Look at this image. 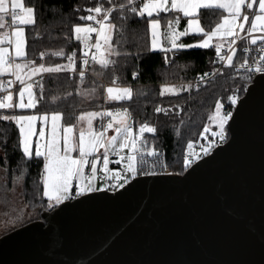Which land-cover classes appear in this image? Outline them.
<instances>
[{
	"label": "snow or ice",
	"instance_id": "obj_1",
	"mask_svg": "<svg viewBox=\"0 0 264 264\" xmlns=\"http://www.w3.org/2000/svg\"><path fill=\"white\" fill-rule=\"evenodd\" d=\"M49 8L52 6H48ZM203 9L222 10L223 15L219 22L210 30H206L200 22V14ZM11 10V20L14 27L9 32L0 31V74H7L10 79L7 81L0 79V88L4 89L6 95L0 96V109H29L35 108L39 98L35 96L34 88L38 87L40 95L44 94V84L42 83V73H60L70 71L78 73L80 83L83 84L86 73L91 71L94 75L103 76L106 72L112 75L111 84L104 89L106 100L131 101L134 95L130 86H120V76L116 75L121 65V58L134 56L137 60L145 52L160 50L164 53L165 63H171L176 53L184 49L195 47H214L218 61L232 69L237 76H241L240 70H244L241 78L245 81L242 85L228 96L232 105L240 101L239 91L246 90V85L253 80V74L264 75V0H141L139 5L135 0H107L105 3H97L95 7L88 9L90 15L81 17L86 23H77L71 26L69 33H65L68 39H75L83 45V55L79 57L81 63L77 65V54L75 51L67 55V63L46 66L44 63L37 65L34 60L28 59L25 50L26 38L25 29L19 25H32L33 30L40 35L38 24L37 7L35 5L25 7L21 0H0V28L7 27L5 17ZM249 10L251 15H249ZM175 14L172 19L166 21L162 31L160 13ZM113 13H117L122 22L119 26L112 22ZM141 17L146 19V35L150 37V42L143 46L138 45L136 52L122 50L124 45L129 43L128 21L130 17ZM187 19V24L180 30L178 25L181 19ZM17 22L19 24L17 25ZM95 33V43L91 42L92 34ZM189 34L200 35L202 38L194 43L185 44L180 41L181 37ZM237 41H247L242 48L243 58L239 61L234 57L237 53ZM259 46L253 49L252 46ZM7 45V46H5ZM227 48V54H222V49ZM253 50L256 56H249ZM47 53L41 52L43 58ZM57 57H63L65 52L59 49L53 53ZM215 64L216 61H211ZM100 66L97 71L95 65ZM223 73L224 68H213L211 73L205 72L199 75L200 82L207 83L209 76H215L217 72ZM39 75V79L33 81L32 77ZM133 77H138V72L133 71ZM90 89H79L76 91L83 98H92L96 93L95 81ZM13 84H18V92L13 89ZM191 83L187 85L162 84L159 95L166 93L178 95L181 92L190 90ZM198 89L200 83H196ZM14 92L18 95V101H14ZM143 94L141 91L138 93ZM27 96V102H25ZM71 96V93H64L63 96H52L51 100L60 102L63 97ZM173 110L183 111L180 104L172 106ZM224 105L217 100L215 110L209 120L218 127V131H212V136L218 137L220 143L227 140V125L233 116L231 111H224ZM156 113L169 114L168 108L156 106ZM174 114V113H173ZM51 117L50 132H46ZM63 113L53 111L37 115H3L0 120L14 122L18 126V140L16 148L21 150L22 156L28 160L33 158L42 159V168L38 173V182L31 193L25 189V195L30 199L25 207H37L34 203L37 197L41 201L46 198L48 210L57 209L65 201L75 199L101 188L111 187L115 190L117 185L123 188L130 179L141 174H149L144 171L146 167L156 169L157 167L166 169L168 165L163 160V152L155 147H150L144 133H156L157 128L148 122L139 124L138 129H134L132 114L128 108L107 109L104 111L81 112L76 117V124H62ZM101 118L99 128H95L93 121ZM108 117L107 123L103 118ZM43 121L42 127L38 131L40 140L33 141V136L37 134L35 122ZM183 123V121H181ZM112 129L113 135H106ZM210 129L204 126L203 136ZM177 135L179 130L177 129ZM7 128L4 130L3 143L5 149L8 142ZM198 143V142H195ZM217 145V140L209 139L205 144H199L200 151L194 149V141L187 142V148L182 158V170L187 171L196 161L201 160L203 154L207 156ZM103 152H100V149ZM128 151L121 155L123 150ZM115 152L119 156L118 163L123 164V168H109L110 153ZM74 153H76L74 155ZM148 157L154 158L149 160ZM0 159L8 161V153L5 151L0 155ZM102 161L103 177L113 181L112 184L103 183L98 188L95 181L98 176V162ZM86 166L90 170L85 172ZM18 167V166H17ZM21 170L16 175V169L10 163L0 166L3 179L0 185L5 189L4 195L15 193L18 186L24 180V172ZM11 174V175H10ZM155 174V173H152ZM75 181V184H74ZM42 185V190H41ZM43 208L42 202L38 205ZM7 215V212L5 213ZM12 220L11 224L15 225Z\"/></svg>",
	"mask_w": 264,
	"mask_h": 264
},
{
	"label": "water",
	"instance_id": "obj_2",
	"mask_svg": "<svg viewBox=\"0 0 264 264\" xmlns=\"http://www.w3.org/2000/svg\"><path fill=\"white\" fill-rule=\"evenodd\" d=\"M184 173L65 201L0 237V264H264V75Z\"/></svg>",
	"mask_w": 264,
	"mask_h": 264
},
{
	"label": "trees",
	"instance_id": "obj_3",
	"mask_svg": "<svg viewBox=\"0 0 264 264\" xmlns=\"http://www.w3.org/2000/svg\"><path fill=\"white\" fill-rule=\"evenodd\" d=\"M25 7L35 5L37 7L38 24L35 26L40 31V35L33 30L32 25H25V50L29 60H34L37 65L44 63L46 66L67 63V55L73 51L77 54V65L81 61L79 57L83 55V45L72 36L68 39L65 33H69L72 25L85 23L81 17L90 15L88 9L96 6L97 3H105L107 0H22ZM125 2V0H119ZM52 6V7H48ZM173 14L172 16H174ZM223 15L222 10L203 9L200 14V22L206 30H210L219 22ZM171 16L169 13H160V19L167 21ZM112 22L119 26L122 22L117 13H113ZM127 37L129 43L124 45L122 50L136 52L137 46H143L150 42V37L146 35V19L141 17H130L128 21ZM202 38L200 35L191 34L185 36L182 42L192 43ZM63 49L65 55L57 57L53 53ZM235 60H240V51ZM47 54L41 58L40 53ZM171 63H165L164 53L160 50L154 52H145L137 60L134 56L121 58V65L116 75L121 79L119 84H136L131 86L137 95H134L131 101H112V105L126 106L135 115L136 123L148 122L156 126L157 132L153 138L156 147L164 151L168 164L172 169L180 173L182 170V158L185 147L189 140H196L203 129L205 123L211 124L209 116L215 110V102L219 100L224 105V111L233 112L235 105L228 100L236 88L245 85L241 76L227 68L223 73L203 83L197 89L193 87L191 94L188 91L181 92L178 95L166 93L159 95L162 84L185 85L183 81L191 80L207 71H212L215 67L211 61H214L215 48H190L181 50L172 56ZM97 71L100 66L95 65ZM91 69V65H90ZM133 71L138 72V77L134 78ZM111 82L112 75L106 72L100 76ZM95 81L96 93L92 98H83L76 91L77 88L90 89L93 87L92 81ZM42 83L44 84V94L40 95L38 87L34 88L35 96L39 98L35 108L29 109H0V116L19 115L25 113H52L60 111L63 113V124H77L76 117L81 112L99 111L104 94V84L97 78L86 76L83 84L80 83V77L71 78L67 71L60 73H45ZM248 84L246 85V89ZM143 92L142 95L138 94ZM246 90L239 91V97L245 94ZM18 92V90H17ZM64 93H71V96L63 97L60 102L51 100L52 96H63ZM18 97V95H17ZM180 104L183 111L173 110L172 106ZM156 106L168 108L169 114L156 113ZM174 113V114H173ZM183 121V123H181ZM210 127V126H209ZM7 128L8 142L5 149L3 143H0V155L5 151L8 153V161L0 159V166L10 163L12 168L16 169L15 174L19 175L21 170L24 172V180L21 186H18L15 193H10L7 198L4 195L5 189L0 185V237L30 222L42 220L44 212L48 211L46 207V198L43 201L36 198L34 203L37 207L24 205L30 199L25 195V189L31 193L38 182V173L42 168V159L28 160L22 156L21 150L16 148L18 140V126L14 122L0 120V141L4 139V130ZM214 130L218 127L213 126ZM177 129L179 135H177ZM211 131L209 130V133ZM230 136L227 125V140ZM217 144L219 143L218 137ZM18 166V167H17ZM11 175V174H10ZM3 179V173L0 172V180ZM42 190V185H41ZM44 203V207L38 205ZM7 212V215L5 213ZM15 220V225L11 221Z\"/></svg>",
	"mask_w": 264,
	"mask_h": 264
},
{
	"label": "built area",
	"instance_id": "obj_4",
	"mask_svg": "<svg viewBox=\"0 0 264 264\" xmlns=\"http://www.w3.org/2000/svg\"><path fill=\"white\" fill-rule=\"evenodd\" d=\"M135 2H136L137 5H139V4L141 3V0H135ZM83 21H84V20H83ZM84 22H88V21H84ZM18 24H19V22H17V25H18ZM19 26H20V25H19ZM13 27H14V25H13V22H12V20H11V10H10L9 13H8L7 27L5 28V32H9V31H11V29H12ZM95 36H96V34L93 33V34H92V38H91V42H92L93 44L95 43ZM246 44H247V41H237V53H236V56L238 55V52H239L241 46H242V48H243ZM258 46H259V42H258V44H257L256 46H252V47H253V49H255V48H257ZM241 50H242V49H241ZM240 52H241L240 55H241V59H242V58H243V53H242V51H240ZM222 54H227V48L222 49ZM256 55H257V53H256L255 50H253L252 52L249 53V56H250V57H252V56H256ZM236 56L234 57V59L236 58ZM214 61H216V63L214 64L215 68L220 69V68L223 67L224 70H226V69L228 68L226 65H223L220 61H218L217 56H216V52H215ZM238 61H239V60H238ZM240 71H241V72H244V70H240ZM207 72L211 73V71H207ZM67 73L70 74L71 78H74L75 76H79L78 73H73V72H70V71H67ZM44 74H45V73H42V74H40V75L43 76ZM219 74H221V72L218 71V72L216 73L215 76H209V77H208V80H210V79H212V78L218 76ZM256 75H257V74H253V79H254V77H255ZM86 76H92V77H95V78L99 79V80L104 84V89H105L107 86H109V85L111 84L110 81H108V80H106V79H104V78H102V77H100V76L94 75V74L92 73L91 69H90V66H89V71L86 73ZM198 77H199V76H197V77L194 78V79L184 81L183 83H184L185 85L191 83V84L193 85V87L195 86L196 83H200V85L203 84V82H200V81H199ZM10 78H11V77H9V76L7 75V76H4V77L2 78V80L7 81V80L10 79ZM38 79H39V75L36 76V77H32V80H33V81L38 80ZM252 81H253V80H252ZM251 83H252V82H251ZM251 83H248V86H249V84H251ZM119 85H120V86H130V87H131V86H134V85H136V84L134 83V84H130V85H126V84H119ZM18 87H19L18 84H13V89L18 90ZM193 87H192L190 90H188L189 94H191V91H192ZM3 95H6V92H5L4 89L0 88V96H3ZM104 96H105V92H104V94H103V99H102V102H101L100 111H104V110H107V109L115 110V109L128 108V107H126V106H116V105H112V101H113V100H106V99L104 98ZM128 109H129V108H128ZM129 111L131 112L130 109H129ZM131 114H132V121H131V122L134 124V129H138L140 123H136L135 115H134L132 112H131ZM108 119H109L108 117H104V118H103V122L106 124ZM100 124H101V118H100V117H97L95 128L98 129L99 126H100ZM150 125H152V124H150ZM205 125H207V126L209 127V124L205 123ZM205 125H204V126H205ZM209 129H210V127H209ZM201 132H204V127H203V129L201 130ZM201 132H200V133H201ZM108 133H110V134L112 135L113 131L109 129V130H108ZM108 133H107L106 135H108ZM155 135H156V133H148V132H145V133H144V137L148 140V142H149V146H150V147L158 148V147H156V146L154 145V143H153V141H152L153 138L155 137ZM209 139L217 140L216 137L212 136V133H211V132L209 133V131L206 132L203 136L199 135L198 138H197L196 140H193V141H194V149H195V151L199 152V151H200L199 144H205V145H206V143H207V141H208ZM195 142H198V143H195ZM218 144H219V143H218ZM186 148H187V145H186V147H185L184 153H185V151H186ZM158 149H160V148H158ZM160 150H161V149H160ZM161 151L163 152V157H162V158H163L164 162L168 165V167H167L166 169H164V168H160V167H157L156 169H151V168L146 167V168L144 169V171L147 172V173H149V174H141V175H138V176H151V175H161V174H170V173H176V172H178V171H175L174 169H172V168L170 167V165H169L168 162H167L166 155H165L164 151H163V150H161ZM100 152L102 153V152H103V149H101ZM124 153H125V151H122V152H121V155H123ZM202 157H203V156H202ZM148 159L151 161V160H153L154 158H152V157H148ZM118 161H119V156H117L115 152L110 153V156H109V168H113V169H116V168H123L124 165L118 163ZM101 162H102V161L98 162V177H99L101 180H105L107 183L112 184L113 181H111L110 179H105V178L103 177V172H100V165H101ZM89 171H90V170H89L88 167L86 166V168H85V172H86V174H87ZM152 173H155V174H152ZM130 180H131V179H130ZM74 184H75V181H74ZM104 189H107V190H109V191H116L117 189H119V187H118V185H117V187H116L115 190H112L111 187L104 188Z\"/></svg>",
	"mask_w": 264,
	"mask_h": 264
},
{
	"label": "rangeland",
	"instance_id": "obj_5",
	"mask_svg": "<svg viewBox=\"0 0 264 264\" xmlns=\"http://www.w3.org/2000/svg\"><path fill=\"white\" fill-rule=\"evenodd\" d=\"M249 15H251V11L249 10ZM186 18H184V19H181V20H185ZM86 23V22H85ZM165 25H166V22H164V21H162L161 20V28H162V31H163V29H164V27H165ZM202 25V24H201ZM20 26H22V27H24V29H25V25H20ZM185 26H183V24L181 23V21H180V24L178 25V28L180 29V30H183V28H184ZM180 41L182 42V40H181V38H180ZM195 42V41H194ZM194 42H192V43H194ZM5 46H7V45H5ZM26 46V45H25ZM0 79H2V78H0ZM184 82V81H183ZM183 82H181V83H183ZM17 94H16V92H14V97H13V99H14V101H18V99H19V97H17L16 96ZM25 99H27V96H25ZM25 102H27V100H25ZM44 114V113H43ZM19 115H37V116H40V115H42V114H39V113H35V112H33V113H25V114H19ZM96 119V118H95ZM94 119V121H93V125H94V127H95V125H96V120ZM61 123L63 124V121L61 120ZM50 125H51V117H50V115H49V124H48V126H47V129H46V132H50ZM42 126H44L43 125V121H41V120H37L36 122H35V127H36V130H37V134L36 135H34L33 136V141L35 142L36 140H40L41 138L39 137V135H38V131H39V129H40V127H42ZM81 125H79V124H76V128H77V132H78V129H79V127H80ZM209 126H210V131H211V133H212V131H218V130H214V128H213V126H215L214 124H210L209 123ZM110 130H112V129H110ZM113 131V130H112ZM114 134V132L112 133V135ZM108 135H111L110 133H108ZM217 138V137H216ZM220 143V142H219ZM102 149V148H101ZM100 149V150H101ZM123 151H125V152H127L128 150L127 149H125V150H123ZM76 153H74V155H75ZM201 156H204L203 154H201ZM100 172H103V170H102V162H101V165H100ZM95 183V185H96V187H100L101 186V184H103V183H107L105 180H101L98 176H97V179H96V181L94 182ZM102 189V188H101Z\"/></svg>",
	"mask_w": 264,
	"mask_h": 264
},
{
	"label": "crops",
	"instance_id": "obj_6",
	"mask_svg": "<svg viewBox=\"0 0 264 264\" xmlns=\"http://www.w3.org/2000/svg\"><path fill=\"white\" fill-rule=\"evenodd\" d=\"M21 3L23 4V2H22V0H21ZM24 5V4H23ZM161 13H163V12H161ZM173 18V16H171V18L170 19H172ZM7 20H8V14L6 15V17H5V23L7 24ZM166 22V21H165ZM181 23L183 24V26H185L186 24H187V19H185V20H181ZM5 28L6 27H4V28H0V31H3V32H5ZM189 35H191V34H189ZM185 37V36H184ZM184 37H181V40L184 38ZM4 76H7V74H0V78H3ZM17 96V95H16ZM25 100H27V99H25ZM100 111V110H99ZM97 119V118H96ZM95 119V120H96Z\"/></svg>",
	"mask_w": 264,
	"mask_h": 264
}]
</instances>
